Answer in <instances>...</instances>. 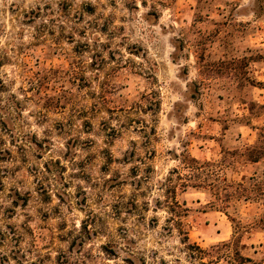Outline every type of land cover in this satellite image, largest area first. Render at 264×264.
I'll use <instances>...</instances> for the list:
<instances>
[{
  "label": "rangeland",
  "instance_id": "obj_1",
  "mask_svg": "<svg viewBox=\"0 0 264 264\" xmlns=\"http://www.w3.org/2000/svg\"><path fill=\"white\" fill-rule=\"evenodd\" d=\"M257 141L264 0H0V264H264Z\"/></svg>",
  "mask_w": 264,
  "mask_h": 264
},
{
  "label": "trees",
  "instance_id": "obj_2",
  "mask_svg": "<svg viewBox=\"0 0 264 264\" xmlns=\"http://www.w3.org/2000/svg\"><path fill=\"white\" fill-rule=\"evenodd\" d=\"M240 155L243 157L245 164H257L259 162H262L264 160V144H261L259 141H257L254 145L246 147ZM181 162L184 165V168L189 172V175L184 178L179 174L177 170L174 169L172 173L176 175V180L173 181V179L169 177L166 181L169 184V188L167 190L169 197H167V199L170 200L168 208L171 216V219L168 220V222L175 223L176 229L179 231V233H181V235L183 236V240L186 242L188 241L187 232L183 230L184 226L181 221L182 218H185L187 216L189 208L186 206L185 202H179L177 200V189L180 188V192L183 193L189 188L199 190L211 186L218 191V174L221 170L220 164L215 165L205 161L199 162L189 155ZM212 166L218 170L205 171L206 168L211 169ZM211 175H213L214 178H212ZM222 180L224 181V179ZM176 182L178 186L176 185ZM212 182L214 183V186L212 185ZM237 186L239 187V189H243L244 192H248L253 196V198H249V196H246L245 199L258 200V198H256L258 196H255V194H252V192L247 191L242 184H238ZM256 186L257 188L259 187V185Z\"/></svg>",
  "mask_w": 264,
  "mask_h": 264
}]
</instances>
